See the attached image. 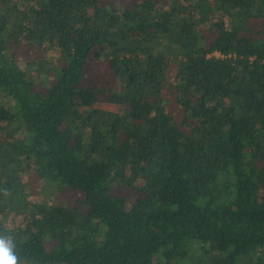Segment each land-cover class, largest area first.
<instances>
[{
    "label": "trees",
    "instance_id": "obj_1",
    "mask_svg": "<svg viewBox=\"0 0 264 264\" xmlns=\"http://www.w3.org/2000/svg\"><path fill=\"white\" fill-rule=\"evenodd\" d=\"M0 209L19 264H264V0H0Z\"/></svg>",
    "mask_w": 264,
    "mask_h": 264
},
{
    "label": "rangeland",
    "instance_id": "obj_2",
    "mask_svg": "<svg viewBox=\"0 0 264 264\" xmlns=\"http://www.w3.org/2000/svg\"><path fill=\"white\" fill-rule=\"evenodd\" d=\"M104 1L106 2V0H104ZM241 26H242V33L243 34L251 35V34H254V31L257 28V21H254L253 19H247V20L242 21ZM15 177H16L15 178L16 182H21L19 173L15 174ZM21 179H23L22 176H21ZM40 184L42 185L41 188H42V191H43L42 193L44 195L52 196V194L55 193L47 185H45V187H44V185H43L44 183L43 182H41ZM32 196H33V194H32ZM36 196L37 195H34L33 197H36ZM1 210L2 209H0V219L3 220V222H4L3 224L7 226L8 225L7 220L5 221V218L7 216L4 214V211L2 212Z\"/></svg>",
    "mask_w": 264,
    "mask_h": 264
},
{
    "label": "clouds",
    "instance_id": "obj_3",
    "mask_svg": "<svg viewBox=\"0 0 264 264\" xmlns=\"http://www.w3.org/2000/svg\"><path fill=\"white\" fill-rule=\"evenodd\" d=\"M0 264H19L15 246L6 236H0Z\"/></svg>",
    "mask_w": 264,
    "mask_h": 264
}]
</instances>
